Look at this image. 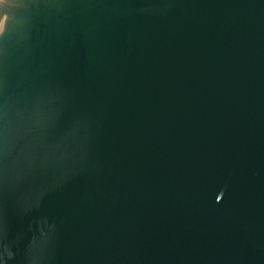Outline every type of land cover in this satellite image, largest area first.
Listing matches in <instances>:
<instances>
[{
  "label": "water",
  "instance_id": "obj_1",
  "mask_svg": "<svg viewBox=\"0 0 264 264\" xmlns=\"http://www.w3.org/2000/svg\"><path fill=\"white\" fill-rule=\"evenodd\" d=\"M0 264H264V0H0Z\"/></svg>",
  "mask_w": 264,
  "mask_h": 264
}]
</instances>
